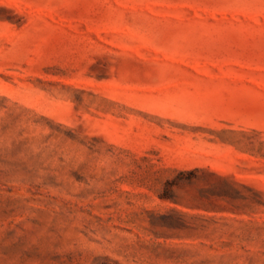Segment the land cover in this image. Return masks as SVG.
<instances>
[{
  "label": "rangeland",
  "instance_id": "1",
  "mask_svg": "<svg viewBox=\"0 0 264 264\" xmlns=\"http://www.w3.org/2000/svg\"><path fill=\"white\" fill-rule=\"evenodd\" d=\"M0 264H264V0H0Z\"/></svg>",
  "mask_w": 264,
  "mask_h": 264
}]
</instances>
